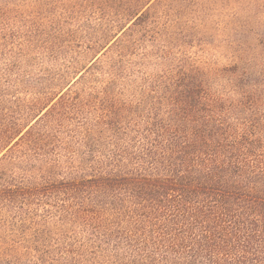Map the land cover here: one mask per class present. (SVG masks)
<instances>
[{
  "label": "trees",
  "instance_id": "trees-1",
  "mask_svg": "<svg viewBox=\"0 0 264 264\" xmlns=\"http://www.w3.org/2000/svg\"><path fill=\"white\" fill-rule=\"evenodd\" d=\"M154 1L1 130L0 189L51 194L77 228L48 264H264V51L187 67L139 54L131 26ZM89 99L111 105L79 115Z\"/></svg>",
  "mask_w": 264,
  "mask_h": 264
},
{
  "label": "rangeland",
  "instance_id": "rangeland-1",
  "mask_svg": "<svg viewBox=\"0 0 264 264\" xmlns=\"http://www.w3.org/2000/svg\"><path fill=\"white\" fill-rule=\"evenodd\" d=\"M140 2L0 0V135L71 67L89 64L97 54L104 60L97 41L129 25L130 7ZM149 10L148 22L131 26L139 54L163 48L175 57L168 63L187 67L223 66L264 51V0H156ZM133 58L146 72L156 61L153 55L146 64ZM89 100L79 115L111 105ZM50 195L17 201L0 189V264H48L74 237L77 228L61 221Z\"/></svg>",
  "mask_w": 264,
  "mask_h": 264
}]
</instances>
